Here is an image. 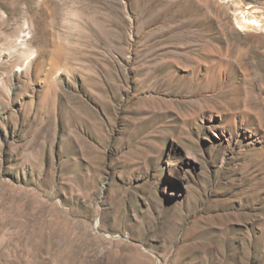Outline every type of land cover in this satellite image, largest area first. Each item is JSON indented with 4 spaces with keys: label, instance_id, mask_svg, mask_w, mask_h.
I'll list each match as a JSON object with an SVG mask.
<instances>
[{
    "label": "rangeland",
    "instance_id": "374dc122",
    "mask_svg": "<svg viewBox=\"0 0 264 264\" xmlns=\"http://www.w3.org/2000/svg\"><path fill=\"white\" fill-rule=\"evenodd\" d=\"M0 264H264V0H0Z\"/></svg>",
    "mask_w": 264,
    "mask_h": 264
},
{
    "label": "bare ground",
    "instance_id": "6f19581e",
    "mask_svg": "<svg viewBox=\"0 0 264 264\" xmlns=\"http://www.w3.org/2000/svg\"><path fill=\"white\" fill-rule=\"evenodd\" d=\"M250 21H251V23L254 24V25H259V26L261 25V24H260L261 22H260L258 19H253V20H250Z\"/></svg>",
    "mask_w": 264,
    "mask_h": 264
}]
</instances>
